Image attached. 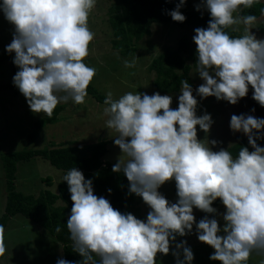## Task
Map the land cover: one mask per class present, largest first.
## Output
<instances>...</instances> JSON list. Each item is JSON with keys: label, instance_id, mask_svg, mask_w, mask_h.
Segmentation results:
<instances>
[{"label": "clouds", "instance_id": "obj_1", "mask_svg": "<svg viewBox=\"0 0 264 264\" xmlns=\"http://www.w3.org/2000/svg\"><path fill=\"white\" fill-rule=\"evenodd\" d=\"M256 2L201 0L196 5L211 17L207 28H196L192 37L203 83L194 95L189 81L182 80L178 108L171 107V95L159 91L127 92L118 99L107 93L106 128L116 131L114 144L122 153L112 171L127 177L129 194L142 197L150 211L146 219L121 212L94 193L93 180L80 169H69L62 177L73 202L66 225L73 251L83 259L61 258L57 264H157V255H167L172 244L176 264H193L187 240L177 242L178 236L193 230L199 241L215 249L209 258L222 264H245L253 251L264 253V147L257 143L264 140V118L231 116V130L246 134L252 147H241L235 156L229 151L232 144L214 150L221 142L207 135L200 139L197 128L210 133L215 123L210 113L197 115V97L237 104L251 86L252 98L264 106V38L252 31L255 15H234L241 6L251 8ZM96 3L0 0V11L14 25L13 39L6 45L9 54L15 53L13 63L19 69L13 83L32 112L51 117L61 102L84 103L95 75L84 58L94 38L88 19ZM185 4L180 0L169 12L174 21L186 20L181 11ZM239 24L245 26L242 35L225 31ZM134 64L135 60L125 61L126 67ZM173 180L178 199L170 202L159 189ZM218 198L226 206L223 213L213 206ZM194 208L216 215L197 222ZM216 216H222L223 227ZM2 233L0 226V255L6 250Z\"/></svg>", "mask_w": 264, "mask_h": 264}, {"label": "rangeland", "instance_id": "obj_2", "mask_svg": "<svg viewBox=\"0 0 264 264\" xmlns=\"http://www.w3.org/2000/svg\"><path fill=\"white\" fill-rule=\"evenodd\" d=\"M187 1L190 9L201 3V0ZM108 4L107 0H97L95 7L89 14L88 26L94 33V38L91 41L92 46L88 48V55L84 58V62L87 66L95 69L93 79H96V83L100 84L102 92L106 95L111 92L114 99H118L127 92L136 93L140 91L141 93L147 92L149 95L154 94L157 92L153 86L156 74L150 71L149 67L152 54H159L167 45H176L181 36L186 33V30H180L172 26L166 27L165 25L155 26L152 36L146 37L141 41L138 52L129 59L122 56L111 45V35L107 26ZM234 15H240V9ZM263 22L264 17L256 21L255 28L252 29L258 38H264V32L260 29ZM244 27L243 24L233 25V28H239L241 32H243ZM13 33L14 25L0 11L1 49L6 50V45L11 43L13 39ZM191 35L192 37L194 36L193 33ZM133 60H135L133 67L125 66V61L131 62ZM124 68H126L125 71L128 75L124 72ZM131 70L135 72L133 80L130 77ZM14 75L13 72H10L8 66L0 67V85L13 83ZM192 77L196 89L203 83L197 72V66L192 70ZM195 89L194 95L196 94ZM253 91L254 89L250 86L248 95L241 98L237 104L218 100L214 96L207 98L197 97V115H203L207 112L212 115L215 121L210 133H205L197 126L198 137L204 139L207 135L209 139L221 142L214 146V150H219L221 147L228 148L230 144L236 143L240 137H246L247 135L243 132H233L231 130L230 119L233 114L240 115L242 113L264 118V106H261L252 98ZM181 94L180 91L171 94L173 97L172 108H178V97ZM58 105L66 106L63 114L65 120L56 125L48 126L40 132L42 133V139L44 138L43 143L41 137L36 143H31L29 136L36 129L35 122L44 117V114L32 112L26 97L17 87L15 90L0 88V144L2 151L14 153L26 148L42 149L44 145L51 141H56L59 144L61 142H73L77 146H83L87 145V143L91 144L100 141L102 137L103 140L107 139L113 145L110 150L118 151L115 156V159H118L122 153L119 146L114 144V136L117 135L116 131L106 128L108 119L104 113L106 105L100 104L88 95L85 97L83 104H75L69 100L67 103L61 102ZM253 109L255 111H252ZM22 138L28 139V142L25 143ZM205 142L208 143L207 140ZM262 146L264 147V143ZM63 174L65 173L55 168L49 161L34 159L20 165L17 186L26 192L39 194L40 190L46 186L48 187L42 179L50 176L53 177L55 184H57L62 181ZM6 187L4 168L0 160V217L4 214L7 204ZM159 191L171 202H175L178 199L174 180L166 182ZM141 210L144 217H147L150 208L145 202L141 203ZM225 211L226 207L218 208L219 213ZM194 215L198 222L205 215L212 217L216 214H208L194 208ZM216 218L219 220L221 227H223L225 222L222 216H216ZM28 222L23 216L19 215L11 218L7 229L3 233V242L6 250L3 254L4 258L0 260V264H51L57 263L58 259H64V250L61 243L51 235L53 242L50 239L48 240V236L43 232L41 226L35 225L32 229ZM184 240H187L188 246L194 252L193 264H222L221 261H214L209 258L215 249L207 243L199 241L194 230L192 234L177 237V242ZM173 250H175V244L170 245V252L167 255L159 253L157 255V264H176V257L172 254ZM251 257L253 264H264V253L253 251ZM181 258L183 257L181 256Z\"/></svg>", "mask_w": 264, "mask_h": 264}, {"label": "trees", "instance_id": "obj_3", "mask_svg": "<svg viewBox=\"0 0 264 264\" xmlns=\"http://www.w3.org/2000/svg\"><path fill=\"white\" fill-rule=\"evenodd\" d=\"M107 2L109 3L107 26L111 35V45L122 56L129 59L138 52L139 43L146 37L152 36L155 26L165 25L166 27L172 26L186 30L176 45L165 46L159 54H152L149 67L150 71L156 74L153 86L162 95L178 93L182 80H188L194 90L195 82L192 77V70L197 66L198 57L196 55L197 45L191 34L195 35L194 30L198 27L207 28L208 21L211 19L209 12L203 8L199 11L196 7L190 9L186 0V4L181 8L186 20L178 22L172 19L169 12L176 8L180 0H107ZM247 15H255L257 21L261 20L264 17V0H257L251 8L241 6L240 16ZM233 29H235L233 26H229L225 31L233 37L243 34V32ZM260 29L264 32V22ZM91 46L92 43L90 42L88 48ZM14 55L15 53L9 54L0 47V67L8 66L9 70L11 68L15 74L19 69L13 63ZM125 70L126 68H124V72L128 75ZM130 73L133 80L135 72L131 70ZM0 88L15 90L16 86L14 83H8L0 85ZM87 93L100 104H104L107 95L102 92V88L100 84L96 83V79H92L90 82ZM65 110L66 106L57 105L51 117L44 115L35 122L36 129L29 136V141L36 143L41 137L43 143L44 138L42 139L40 132L48 126L56 125L65 120L63 115ZM22 141L26 143L28 139ZM257 143L262 146L264 140H257ZM243 146L252 150L248 136L240 137L236 143L231 145L229 151L235 156ZM112 147L113 145L107 139L103 140L102 137L100 141L87 143L83 146H77L73 142H61L59 144L56 141H51L42 149L26 148L14 153L2 151L0 144V160L4 168L7 185V204L4 214L0 217L3 233L12 217L23 216L32 222H28L32 229L35 225H39L47 234L48 240L52 241L51 235L61 243L64 259L74 262L83 259L79 253L73 251V242L66 225L73 204L67 182L62 180L55 184L53 177L49 176L42 179L48 187L40 190L39 194L26 192L17 186L20 165L34 159L49 161L65 174L69 169L77 167L84 173L86 179L93 180L94 193L97 196L109 199L113 207L121 212H131L138 218L145 219L146 216L144 217L141 210V203L144 202L142 197L134 193L129 194L127 177L122 173L112 171L113 165L118 161L115 159L118 151L110 150ZM109 189L112 191L109 192ZM213 206L217 209L226 207L219 198L213 202ZM57 226L61 228L60 232L56 231ZM3 258L4 255H0V260ZM245 264H253L251 255Z\"/></svg>", "mask_w": 264, "mask_h": 264}]
</instances>
